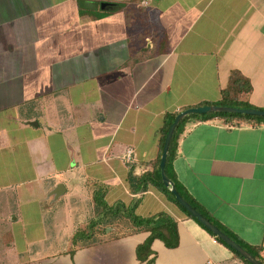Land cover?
I'll return each instance as SVG.
<instances>
[{
    "label": "crops",
    "instance_id": "crops-1",
    "mask_svg": "<svg viewBox=\"0 0 264 264\" xmlns=\"http://www.w3.org/2000/svg\"><path fill=\"white\" fill-rule=\"evenodd\" d=\"M232 71L264 110V0H0V264H144L148 233L72 244L96 190L174 218L179 244L154 240L153 264H244L154 185L128 182L159 172L165 115L218 102ZM168 177L264 258V124L189 122Z\"/></svg>",
    "mask_w": 264,
    "mask_h": 264
},
{
    "label": "trees",
    "instance_id": "trees-1",
    "mask_svg": "<svg viewBox=\"0 0 264 264\" xmlns=\"http://www.w3.org/2000/svg\"><path fill=\"white\" fill-rule=\"evenodd\" d=\"M252 92V87L248 79L243 77L238 71H232L229 75L227 86L221 90L220 100L216 103H205L204 105H216L224 107H232L238 109H257L249 104L248 98ZM177 113L166 114L164 117V123L161 128V148L163 146L164 138L167 133L168 127L171 122L174 120ZM221 119L227 124L240 125V124H255L261 125L264 124V118H257L247 115H238V114H208V115H191L186 117L183 121L179 123L175 132L172 136L171 144L168 151V157L166 162V173L168 175V167L173 159L177 144L179 141L180 135L184 132L185 126L192 121H208L212 119ZM162 150V149H161ZM160 158H158L156 164H159ZM128 182L130 184L132 192H145L148 188V183L154 185L160 190L166 197H168L188 218L194 220L203 230H205L210 236L226 247L236 258L240 259L244 264H249L236 252L230 249L226 244L221 240L217 239L212 235L208 230H206L199 222L191 217L182 207H180L175 201L171 193L164 188L160 180L159 172L156 173L155 178L148 180L147 178H136L133 175L128 176ZM176 190L179 194L199 213L206 217L213 225L219 228L223 233L228 235L232 240L238 243L242 248H244L248 253H250L254 258L264 264V258L261 256V247H247L239 243L235 238H233L229 233H227L223 228L213 222L208 215H206L196 204L185 197L180 191L177 185L175 184ZM93 201L96 207L97 216L100 217L94 222L90 223V228L79 229L71 238L72 244L76 245L77 243L83 241L85 237L87 238L89 234L92 233V228L95 225H101L103 223H111V221L125 220L127 225L130 228V231L124 235L129 236L136 233L144 232L148 233L146 240L138 245L135 250V255L137 261L144 264H153L155 260V254L151 250V245L154 240H159L164 244L167 249H174L179 244V236L177 231V222L170 215L166 213H158L149 217H140L135 214V209L137 207L138 201L134 202L131 206L125 207L122 204H117L115 206H108L104 201V193L100 190H96L93 193ZM99 243V242H96ZM92 244H85L84 246H90ZM74 253L73 250L69 251V254L72 256ZM150 258V256H152Z\"/></svg>",
    "mask_w": 264,
    "mask_h": 264
},
{
    "label": "water",
    "instance_id": "water-1",
    "mask_svg": "<svg viewBox=\"0 0 264 264\" xmlns=\"http://www.w3.org/2000/svg\"><path fill=\"white\" fill-rule=\"evenodd\" d=\"M105 4L101 5L103 8ZM238 114V115H247L253 116L257 118H264V110L260 109H238L232 107H224V106H216V105H202L198 107H192L185 109L179 112L174 120L168 127L167 133L164 138L160 160H159V174L160 180L164 188H166L171 195L174 197L177 204L182 207L191 217L196 219L206 230H208L212 235H214L217 239L221 240L224 244H226L230 249L236 252L239 256H241L245 261L249 264H263L254 258L250 253H248L244 248H242L238 243L232 240L228 235L223 233L219 228L213 225L206 217H204L201 213H199L195 208H193L176 190L174 182L170 180L166 173V162L168 157V151L171 144L172 136L175 132V129L179 125L181 121H183L186 117L191 115H208V114ZM63 191L62 185L56 187L53 195L56 197L61 194Z\"/></svg>",
    "mask_w": 264,
    "mask_h": 264
},
{
    "label": "rangeland",
    "instance_id": "rangeland-1",
    "mask_svg": "<svg viewBox=\"0 0 264 264\" xmlns=\"http://www.w3.org/2000/svg\"><path fill=\"white\" fill-rule=\"evenodd\" d=\"M95 218L91 219L88 224H86L82 229H85L88 227V230L90 228V223L94 222L96 219H99L100 217L97 216V211L95 212ZM130 231L129 226L126 224L125 220L120 221H111V223H103L101 225H95L92 228L91 235L81 241L78 246H84L85 244H92L96 242H102L104 240L117 238L120 236L126 235ZM56 237L58 239H61L62 235L57 234ZM55 240L53 239V242ZM8 243L7 235L5 234L2 238H0V258L2 255L6 252L7 248L6 245ZM46 253L53 252V250L46 251Z\"/></svg>",
    "mask_w": 264,
    "mask_h": 264
},
{
    "label": "built area",
    "instance_id": "built-area-1",
    "mask_svg": "<svg viewBox=\"0 0 264 264\" xmlns=\"http://www.w3.org/2000/svg\"><path fill=\"white\" fill-rule=\"evenodd\" d=\"M141 4L147 6V2L143 1ZM122 160L127 163L131 164L134 162V151L131 148H127L122 155Z\"/></svg>",
    "mask_w": 264,
    "mask_h": 264
}]
</instances>
